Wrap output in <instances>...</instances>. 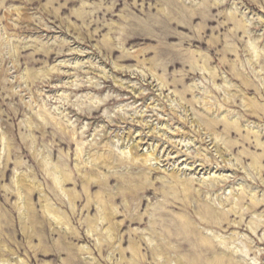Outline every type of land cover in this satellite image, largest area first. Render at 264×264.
<instances>
[{
    "label": "rangeland",
    "instance_id": "obj_1",
    "mask_svg": "<svg viewBox=\"0 0 264 264\" xmlns=\"http://www.w3.org/2000/svg\"><path fill=\"white\" fill-rule=\"evenodd\" d=\"M224 262L264 264V0H0V264Z\"/></svg>",
    "mask_w": 264,
    "mask_h": 264
},
{
    "label": "bare ground",
    "instance_id": "obj_2",
    "mask_svg": "<svg viewBox=\"0 0 264 264\" xmlns=\"http://www.w3.org/2000/svg\"><path fill=\"white\" fill-rule=\"evenodd\" d=\"M245 27V26H244ZM246 29H247V27H245ZM240 29V28H239ZM242 30V29H241ZM244 31V30H243ZM247 32V31H246ZM244 34H245V32H244ZM254 45V44H253ZM251 47V46H250ZM254 49V48H253ZM255 51L254 52H257L256 50V48L254 49ZM255 54V53H254ZM261 54V53H260ZM238 73V72H237ZM241 73V72H240ZM247 77V76H246ZM244 79V78H243ZM240 80H241V78H240ZM247 80V79H246ZM245 84V83H244ZM246 85V84H245ZM247 86V85H246ZM247 87H249V86H247ZM252 103H254V102H250L248 105H245V108L246 109H251L252 108ZM248 111V110H247ZM207 122V121H206ZM217 124V123H216ZM215 124V125H216ZM211 125V124H210ZM238 126V123H236V121L235 122H233V124H232V126ZM209 126V125H208ZM229 126V125H228ZM232 126H230V127H232ZM206 127H207V125H206ZM208 128V127H207ZM227 129H229V128H227ZM236 129V128H235ZM60 130V129H59ZM238 130V129H237ZM239 131V130H238ZM65 132V131H64ZM248 135H250V134H254L255 135V139H256V143H258L259 144V146H262V145H260V143H259V141H260V136H261V134L262 133H260V130H259V132H256L254 129H249V131H248V133H247ZM216 140H218V139H216ZM249 142V141H248ZM232 144V143H231ZM227 145H229V143L227 144ZM234 146V145H233ZM229 147V146H228ZM136 149H138V145H134L133 147H131V149H130V153H129V157H130V161L131 162H138V160H139V158H138V156H137V153H136ZM157 155H156V153H150V154H148V155H143L141 158L143 159V161H149V159L150 160H152V159H154V160H157L158 161V158L156 157ZM260 161V160H259ZM130 162V163H131ZM258 162V161H257ZM139 163V162H138ZM255 163V165H254V167L256 166V162H254ZM259 163V162H258ZM257 163V164H258ZM132 164V163H131ZM135 164V163H134ZM136 165V164H135ZM259 165V164H258ZM261 165V164H260ZM253 166V165H252ZM262 171V170H261ZM56 173V172H55ZM177 173V172H176ZM176 173H173V174H171V176L173 177V179H176V178H178L179 177V175L178 174H176ZM260 173H262V172H260ZM57 174H58V179H57V185H58V183H59V185L60 186H64V184H65V182H66V178H64V175H63V172L62 171H58L57 172ZM170 177V176H169ZM180 178V177H179ZM182 181V180H181ZM54 182H55V180H54ZM173 182V181H172ZM189 182V181H188ZM68 183V182H67ZM173 184V183H172ZM190 184V183H189ZM188 183H186V182H180L179 180L178 181H176V185H180L181 187H183V189L182 190H184V192L186 193V195H190V192H191V190H192V188H193V186H192V188L190 187V185H189ZM23 186V184L22 183H19V187L21 188ZM33 187V186H32ZM180 187V188H181ZM146 188V187H145ZM170 189H172V188H170ZM173 190V189H172ZM183 192V191H182ZM173 193H175L176 194V192H173ZM193 193V192H192ZM23 195V194H22ZM64 195V194H63ZM66 195H67V193H66ZM182 195V194H181ZM185 195V196H186ZM183 196V195H182ZM191 196H192V194H191ZM22 197H24V196H22ZM70 197V196H69ZM26 198V197H25ZM190 198V197H189ZM238 202L236 203V204H234L233 205V207H232V210L234 209V207L235 208H237L238 209V207L239 206H241V204L242 203H244L245 202V199H244V195L243 196H238ZM252 199H253V201L255 200V199H257V198H255V197H252ZM189 200V199H188ZM25 202V201H24ZM185 202V201H184ZM257 203L254 205L255 206V208H257V207H259V205H257V204H261V202L260 201H256ZM252 203V202H251ZM253 204H254V202H253ZM243 205V204H242ZM26 206V205H25ZM251 207V206H250ZM46 208H47V205H46ZM54 209V208H53ZM103 209V208H102ZM254 209V208H253ZM47 210H49V209H47ZM46 210V211H47ZM235 210V209H234ZM249 210V209H248ZM27 211H28V209H26L25 210V214L27 213ZM45 211V212H46ZM207 211H208V209H207ZM231 211V210H230ZM232 212V211H231ZM239 212V211H238ZM46 213H48V212H46ZM52 213V212H51ZM54 213H56V212H54ZM50 214V210H49V213H48V215ZM27 215V214H26ZM51 215V214H50ZM56 217H58L59 218V216H56ZM55 217V218H56ZM106 217V216H105ZM226 217V216H225ZM57 218V220H59ZM60 219H61V217H60ZM105 219V218H104ZM106 220V219H105ZM104 220V221H105ZM61 221V220H60ZM254 221V220H253ZM63 223V222H62ZM214 224H215V222H214ZM251 225V224H250ZM252 227H253V225H251ZM254 230V229H253ZM256 230H257V228H256ZM256 230H254V232L256 231ZM198 235H199V233H198ZM205 237V236H204ZM113 239V238H112ZM206 240H208V239H206ZM196 241V240H195ZM204 241V240H203ZM212 242V241H211ZM214 243V242H213ZM212 243V244H213ZM198 244H199V241H198ZM196 245H197V243H196ZM213 246V245H212ZM207 247V246H206ZM206 247H204V248H206ZM164 250H165V248H164V246L162 247ZM159 249V248H158ZM200 249V248H199ZM201 250V249H200ZM158 251V250H157ZM202 251V250H201ZM160 253H161V251H160ZM164 254H165V256H166V254L167 253H165V252H163ZM162 253V254H163ZM159 254V253H158ZM220 254H222V253H220ZM168 255V254H167ZM220 256V255H219ZM217 257H218V255H217ZM221 257H224V256H221ZM230 257H232V256H230ZM160 258V257H159ZM226 260V259H225ZM228 260V259H227ZM227 260H226V262H227ZM231 262H232V259H231ZM221 263V262H220ZM224 264H226L225 262H224ZM235 264V263H234Z\"/></svg>",
    "mask_w": 264,
    "mask_h": 264
}]
</instances>
